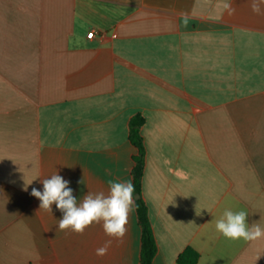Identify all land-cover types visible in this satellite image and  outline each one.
Masks as SVG:
<instances>
[{"label":"crops","instance_id":"obj_1","mask_svg":"<svg viewBox=\"0 0 264 264\" xmlns=\"http://www.w3.org/2000/svg\"><path fill=\"white\" fill-rule=\"evenodd\" d=\"M261 9L251 0H0V264H140L136 196L126 235L100 257L101 224L60 231L56 205L38 211L30 195L55 172L78 203L107 194L109 181L132 183L137 113L153 264H178L189 247L198 264H264V236L230 240L215 229L226 209L264 229Z\"/></svg>","mask_w":264,"mask_h":264},{"label":"clouds","instance_id":"obj_2","mask_svg":"<svg viewBox=\"0 0 264 264\" xmlns=\"http://www.w3.org/2000/svg\"><path fill=\"white\" fill-rule=\"evenodd\" d=\"M261 5L264 0H251L253 13L262 14ZM231 14L235 10L230 5H225ZM185 19V24H186ZM82 181L78 182L81 183ZM43 190L32 188L30 195L37 198L39 210L52 214V205L62 213L58 220L60 231L69 230L76 234H83L86 228L93 224H101L108 240L97 248L95 254L103 257L108 254L112 241L123 240L127 232L129 215L135 206V186L130 181H109V191H88L81 201L77 200L70 182L55 172L41 180ZM246 211H232L226 209L222 216L215 221V229L226 239L255 241L264 236V229L259 225L249 226ZM258 257L257 259H259Z\"/></svg>","mask_w":264,"mask_h":264},{"label":"trees","instance_id":"obj_3","mask_svg":"<svg viewBox=\"0 0 264 264\" xmlns=\"http://www.w3.org/2000/svg\"><path fill=\"white\" fill-rule=\"evenodd\" d=\"M145 122L146 119L141 113H137L130 121V142L137 150V155L134 157L135 166L132 172V184L135 186L134 196L142 194V181L146 166V147L142 134ZM136 212L141 229L140 264H153L158 248L149 216V208L142 198L136 200ZM199 258V253L189 247L179 255L178 264H198Z\"/></svg>","mask_w":264,"mask_h":264},{"label":"built area","instance_id":"obj_4","mask_svg":"<svg viewBox=\"0 0 264 264\" xmlns=\"http://www.w3.org/2000/svg\"><path fill=\"white\" fill-rule=\"evenodd\" d=\"M88 37H89V38H94V37H95V32H94V31L90 32V33L88 34Z\"/></svg>","mask_w":264,"mask_h":264},{"label":"water","instance_id":"obj_5","mask_svg":"<svg viewBox=\"0 0 264 264\" xmlns=\"http://www.w3.org/2000/svg\"><path fill=\"white\" fill-rule=\"evenodd\" d=\"M140 197H141V195H140V194H137V195H136V198H137V199H139Z\"/></svg>","mask_w":264,"mask_h":264}]
</instances>
